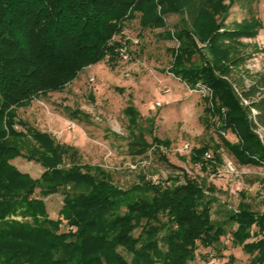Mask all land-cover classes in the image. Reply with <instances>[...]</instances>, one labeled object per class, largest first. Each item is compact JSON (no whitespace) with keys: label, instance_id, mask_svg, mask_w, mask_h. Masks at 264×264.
Returning <instances> with one entry per match:
<instances>
[{"label":"trees","instance_id":"1","mask_svg":"<svg viewBox=\"0 0 264 264\" xmlns=\"http://www.w3.org/2000/svg\"><path fill=\"white\" fill-rule=\"evenodd\" d=\"M223 1L0 0V264H193L200 248L227 234L232 247L250 257L248 264H264V213L253 211L244 193L235 210L212 220L214 186L186 173L165 183L139 173L122 188L110 171L83 163L76 147L17 116V109L62 91L86 68L119 60L124 45L116 37L128 22L138 19L142 30L166 28L164 17L172 13L179 22L165 36L178 46L166 72L190 89L209 91L202 123L220 142L211 160L204 154L212 146L204 145L191 151L189 162L215 172L223 148L241 166L264 167V141L256 134L264 129V74L245 89L231 71L243 64L239 39L255 38L262 24L251 17L220 33L229 7ZM123 115L127 154L145 156L153 148L160 163L175 168L160 150L170 142L153 135V119L143 120L131 104ZM18 156L38 163L40 177L10 165ZM56 194L62 207L52 220L43 199Z\"/></svg>","mask_w":264,"mask_h":264},{"label":"rangeland","instance_id":"2","mask_svg":"<svg viewBox=\"0 0 264 264\" xmlns=\"http://www.w3.org/2000/svg\"><path fill=\"white\" fill-rule=\"evenodd\" d=\"M223 5L229 7L220 33L231 31L234 24L251 17L262 24L255 38L239 39L238 58L243 64L237 68L238 73L231 70L236 82H242L243 88L248 89L258 75L264 74V0H224ZM164 19L166 28L154 30H142L138 19L128 22L123 33L116 37L126 48L127 61L119 59L112 65L105 59L86 68L62 91L17 109L18 119L51 134L61 144L76 147L83 163L110 171L114 183L122 188L136 182L139 173L154 183H165L170 177L186 173L214 186L216 202L211 208L212 220H222L227 211L235 210L242 193L253 211L264 213V167L241 166L223 148L217 150L221 164L215 172L212 168L204 171L189 162L191 151L204 145L212 146L208 150L211 160L220 142L216 132L202 123L203 98L207 93L199 85L190 89L166 72L172 62L170 51L178 43L168 39L165 32H173L179 16L170 13ZM197 46L204 49V43L198 42ZM157 102L161 105L156 106ZM243 103L248 105L244 100ZM129 104L143 120L153 119V135L170 142L169 149L160 150L175 168L160 163L153 156V148L145 156L133 158L127 154L128 122L123 110ZM251 114L253 118L256 112L252 110ZM143 126L148 127L145 122ZM256 134L264 141V129L258 128ZM225 137L236 141L231 133ZM146 139L151 142L150 136L146 135ZM10 165L32 179L39 178L44 171L35 161L21 156L12 159ZM62 198L56 194L43 199L50 219L59 218ZM254 240L255 237L248 242ZM197 253L193 264H225L230 257L234 258L233 264H248L250 260L241 248L232 247L230 234L222 237L219 244L200 248Z\"/></svg>","mask_w":264,"mask_h":264},{"label":"built area","instance_id":"3","mask_svg":"<svg viewBox=\"0 0 264 264\" xmlns=\"http://www.w3.org/2000/svg\"><path fill=\"white\" fill-rule=\"evenodd\" d=\"M118 53H119V57H120V59H121L123 62H125V61L128 60V54H127V51H126V48H125V47H121V48H119ZM200 87H201V86H200ZM200 87H199V88H200ZM201 88H202V90L204 91V93H207V95H209V91H208L207 89H205L204 87H201ZM201 88H200V89H201ZM155 105H156V106H160L161 103H160V102H157ZM185 148H187V146H186ZM204 159H205V160H209V159H210V155H209L208 152H206V153L204 154Z\"/></svg>","mask_w":264,"mask_h":264}]
</instances>
